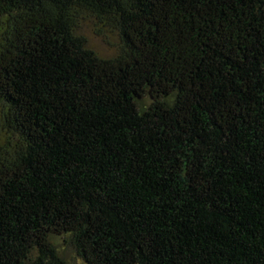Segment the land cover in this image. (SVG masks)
Masks as SVG:
<instances>
[{
	"label": "trees",
	"instance_id": "obj_1",
	"mask_svg": "<svg viewBox=\"0 0 264 264\" xmlns=\"http://www.w3.org/2000/svg\"><path fill=\"white\" fill-rule=\"evenodd\" d=\"M69 250L264 264V0H0V264Z\"/></svg>",
	"mask_w": 264,
	"mask_h": 264
},
{
	"label": "rangeland",
	"instance_id": "obj_2",
	"mask_svg": "<svg viewBox=\"0 0 264 264\" xmlns=\"http://www.w3.org/2000/svg\"><path fill=\"white\" fill-rule=\"evenodd\" d=\"M80 34L87 38L89 47L96 51L101 57L110 58L116 54L119 38L115 34H108L105 39L97 37L94 34L93 24L90 22H86L83 25ZM64 255L67 259V264H83L77 257H74V253L70 250L64 251Z\"/></svg>",
	"mask_w": 264,
	"mask_h": 264
}]
</instances>
